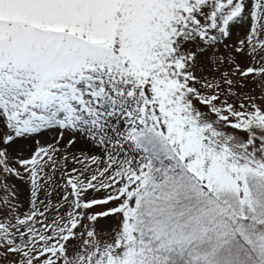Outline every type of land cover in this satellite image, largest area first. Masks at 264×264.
<instances>
[{
  "label": "snow or ice",
  "instance_id": "obj_1",
  "mask_svg": "<svg viewBox=\"0 0 264 264\" xmlns=\"http://www.w3.org/2000/svg\"><path fill=\"white\" fill-rule=\"evenodd\" d=\"M0 264H264V0H0Z\"/></svg>",
  "mask_w": 264,
  "mask_h": 264
},
{
  "label": "rangeland",
  "instance_id": "obj_2",
  "mask_svg": "<svg viewBox=\"0 0 264 264\" xmlns=\"http://www.w3.org/2000/svg\"><path fill=\"white\" fill-rule=\"evenodd\" d=\"M26 192L22 194V199H25L26 198Z\"/></svg>",
  "mask_w": 264,
  "mask_h": 264
}]
</instances>
